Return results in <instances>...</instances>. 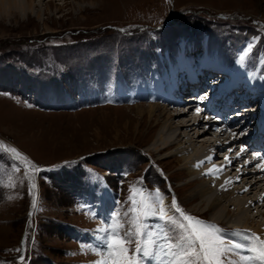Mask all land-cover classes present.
I'll use <instances>...</instances> for the list:
<instances>
[{"label":"rangeland","instance_id":"obj_1","mask_svg":"<svg viewBox=\"0 0 264 264\" xmlns=\"http://www.w3.org/2000/svg\"><path fill=\"white\" fill-rule=\"evenodd\" d=\"M17 13L6 16L0 11V141L38 163L41 171L31 180L24 179V170L12 172L5 163L8 154L0 152V264H19L18 258L25 254V234L29 253L24 264H92L101 257L87 247L82 250L81 245L98 244L96 229L101 221L114 211L123 214L127 210L130 186L145 191L158 188L166 204L174 187V197L184 211L215 224L229 239L241 243L251 239L247 233L228 229L239 221L233 216L224 223L211 220L215 215L211 205L221 203L216 196L223 192L222 182L211 181L213 192L200 196V183L210 175H200L203 170L189 185L187 181L194 178L188 173L186 154L176 153L177 143L161 152L154 149L166 116L158 112L151 119L147 111L134 108L151 101L129 105L115 101L117 84L134 89L151 78L156 80L168 57L165 53L175 56L183 40L192 45L209 38L212 56L229 65L245 39L250 42L253 39L248 37H259L248 60L251 68L259 57L264 64V0H36L34 13ZM184 64L183 78L194 76L196 70ZM189 69L194 74L189 75ZM170 78L172 73L167 82ZM172 94L177 98L175 87ZM89 99L102 101L89 104ZM259 102L251 104L257 113ZM186 105L180 108L188 111ZM168 111L174 129L194 118L192 112L177 117L179 111L169 106ZM246 113L247 118L254 114ZM204 124L188 136L195 144L228 137H219L217 129L214 132ZM237 128L239 136L242 131ZM179 132L184 145V129ZM218 146L214 148L219 151L209 147L215 156L206 165L219 166L223 155H228L230 143L222 148L224 152ZM252 151L262 154L261 149ZM252 151L246 160H255L250 157ZM198 158L195 163L202 160ZM254 165L244 166L246 174L252 170L262 178L264 172L258 173ZM229 167L219 174L230 172L229 178L234 179L230 176L236 170ZM245 181L242 176L234 185H225L232 205L223 204L234 214L238 207L233 199L260 197L249 207V215L264 223V215H258L264 211V184L258 183L250 194L237 192ZM32 184L36 208L28 191ZM150 223L157 230L164 227L155 218Z\"/></svg>","mask_w":264,"mask_h":264},{"label":"snow or ice","instance_id":"obj_2","mask_svg":"<svg viewBox=\"0 0 264 264\" xmlns=\"http://www.w3.org/2000/svg\"><path fill=\"white\" fill-rule=\"evenodd\" d=\"M257 39L259 37H254L249 42L240 57L241 61L252 50ZM199 99L203 101L205 97L201 96ZM196 112L200 113L201 109L197 107ZM233 138H236L235 133ZM228 151L231 152L232 149L229 148ZM245 151V147L242 146L235 156L238 158ZM0 152L8 154L5 163L10 165L12 172L19 173L21 169L24 170V179L31 180L35 173L41 171L17 148L2 141H0ZM252 155L254 159L258 158L264 162V156L260 153ZM212 159V156H208L195 166L200 167ZM224 159L226 162L224 165L219 167L213 165L212 168L206 169L204 174L218 177L219 173L232 163L228 156ZM249 163L248 160L244 161L245 165ZM260 166V163L256 164L257 168ZM236 170L240 172V168ZM231 179H227L220 187L227 190L225 185L229 184ZM235 179L238 181L240 176ZM138 183H142V180ZM11 186L15 187L14 184ZM34 188L35 185L32 184L28 191L33 197L32 207L36 208ZM128 205L123 214L114 211L107 221H101V226L96 229L98 244L81 245L82 250L87 247L101 257L92 264H264V239L251 233V230H246L251 237L247 243L230 240L215 224L184 211L174 196L170 204H166L158 188L154 191H145L142 187L130 186ZM31 215L30 212L29 217ZM153 218L162 221L164 227L160 230L154 228L150 223ZM253 239L256 244L252 243ZM16 251L20 252L21 249ZM18 260L19 264H24L25 257L20 256Z\"/></svg>","mask_w":264,"mask_h":264},{"label":"bare ground","instance_id":"obj_3","mask_svg":"<svg viewBox=\"0 0 264 264\" xmlns=\"http://www.w3.org/2000/svg\"><path fill=\"white\" fill-rule=\"evenodd\" d=\"M35 5H36V0H0V11H1V14L3 13L6 16H8V15L9 16H15V13H17L15 11H18L17 15L18 14L20 15L21 13L22 14H26V12H33L34 13V6ZM40 14H41L40 12H37V15L41 17ZM247 43H249V41H246L245 46L242 49H240V51H245L246 50L245 47L248 45ZM184 67H186L185 64H184ZM192 71H193L192 69L187 70V72H189V75L193 73ZM173 87L174 86L172 85V83L168 80V89H167V92H168V94H169V96H170L171 99L174 98L173 97V94H172ZM157 89H158V92H159L160 95L164 94V86L161 85ZM205 92H207V90H205ZM200 93H203V91H201ZM231 94L234 95V92H232ZM255 94H258V93L256 92ZM218 96L221 97V95H218ZM255 96H253V98L250 99L251 100V103H254V102L256 103V101H258V99ZM175 102H176V100H175ZM182 102H184V100H182ZM170 103L172 104L171 101H170ZM220 104H222L221 101H219V106H220ZM173 105H175V104H173ZM202 106H203V104H202ZM261 106L262 105H260V107ZM205 107L210 109V106L207 103H205ZM134 108H136L138 110H142V111H147L148 114H149V117H151V119H153L157 115L156 113H158V112H159L158 113L159 115L166 116V120L163 121V123H162V125L160 127V130L158 132L157 139L154 141L153 146H154V149L155 150H158V151L161 152L162 150H165V148H168L169 146H172V143H177L176 153L177 154L178 153L179 154H186L185 155L186 167L188 168L189 175L194 178L192 180L187 181V183L189 185L190 184L191 185L194 184V182L200 177V175H205L204 173L203 174H200L201 172H204L205 169H209V167H212V165L211 166H208V165L205 164L207 161L202 166L196 167L195 165H196L197 162L195 163L194 160L199 159L198 157H202L201 159L202 160H205V158H206L205 156L208 157V156L212 155V151H210V148L209 147H212L213 148L217 144H219V146L217 148H220V151L224 152L223 151L224 149H222V148H226L227 147L226 146L227 143H230L231 146L229 148L232 149L231 152H227L228 155L225 154L226 156L229 157V159L232 160V163L229 164L227 167H229L230 165L231 166L232 165H240L242 163V165L240 166L241 167L240 168V172H236L235 175L240 176V178L242 176H246V179H247V181H245V183L243 184V186L241 188H238L237 189V192H240L242 190L245 191L244 189H247L245 192H247L248 194H250L253 189L254 190H257L256 185L258 183H261V185L264 184V175H262V178H260V177H258V175L252 174V172H253L252 170H249V172H247V174H246V170L247 169H243L242 168L245 165L244 164L245 158H247V156H249L250 151L254 150V148H257V147L254 144L253 146H251V150H250V148H249L250 146L248 147L246 145L248 143L247 142H244V141H248V140L246 138H245V140H242L243 139V136L242 135L241 136L240 135L238 136V133H235V135H236V138L235 139L232 137L233 136V131H236V129H234V128H237L238 126H235L232 129H226V131H228L229 134H230V135H228L229 138L228 137L227 138L226 137H222V135L226 136V131H225V133L224 132H220L218 134V136L219 137L221 136L223 139L222 138H217L215 141H206L205 144L198 145V143L197 144L194 143L195 142L194 139L193 140L191 139L192 136L191 137H188L190 135V132L194 131L196 129V127H198L200 125H203L205 122L208 124L207 127H209V128L211 127L212 128L213 127V122L205 121V120L202 119L201 116H199V115L195 116L194 115L193 116L194 118L188 120V122H190V123H187V124L181 123L180 124L182 127H184V128H181V129H184L183 139H185L184 145H182V143L180 144V142H181L182 139H179V137L182 136V133L179 132L181 130L180 127H179L180 125H178V127H175V129H174L173 122H172V118H171L172 116L169 115L168 106H166V105L161 106L159 103H153L152 102V103H149L147 106H145L144 104L135 105ZM188 109H189L188 111H185L184 108L183 109L182 108H178L177 111H179V112L177 114H175V115L177 117H182L184 114H188V113H191V112L195 111V107H192V106L189 107ZM252 110L253 109L247 110V112L249 113ZM209 112L210 113H215L214 112V109H210ZM247 117H248V114L246 113V119H248ZM156 119H159V118H156ZM158 122L159 121L157 120V123ZM158 125H159V123H158ZM240 130L241 131H244L245 130L243 125L240 126ZM225 138L227 139L226 140L227 143H225ZM237 139L238 140H241V141H237ZM187 144H188V146H187ZM243 144L246 145V147H245L246 151L244 153H242L240 157L237 158L235 156V153L240 150V148L243 146ZM189 148H191V150L193 149L192 151H194L193 153H191L192 155L191 154L190 155H187L188 154L187 151L189 150ZM257 149H260V148H257ZM193 154H194V157H193ZM205 154H207V155H205ZM195 156H197V157H195ZM261 156H264L263 152H262ZM193 158H195V159H193ZM222 159H223V161H220L221 163H218V165L220 164L219 166H221L223 163L224 164L226 163L225 162V159H224V155H223ZM249 161L252 164H256L257 162H259L258 158L255 159V160H249ZM226 168L224 170H226ZM232 168L234 170L237 169V168H234V167H232ZM262 168H258L256 171L258 173L259 172H264L263 171L264 168L263 169ZM229 173H227L226 175H223V176H221V174H219L220 176L218 175V177H213L212 175H210V179L208 181L203 180L200 183V187H201V190H200V194L201 195L200 196H204V195L209 194L210 192H213L212 190H214V189H212L210 187V182L211 181H215L216 182L218 180L219 183L222 182L223 184H225V179L226 178L228 179ZM241 173H243V175H241ZM197 174H198V177L196 176ZM235 178H236V176H235ZM235 178L234 179H231V182L230 183H232L233 180H236ZM249 180H252L251 181V184L250 185H246V183L249 182ZM229 184H227V185H229ZM222 191L223 192H221V193L218 192V194H217L218 196H216V199L219 200V202L221 201V203H217L216 202L217 205H211L212 209L215 211V215L213 216L214 219H211V220H214V221H217V222H220V223H224V221L229 222L227 220V218H232V216H233L234 219L239 220V221H235L233 223V226H232L233 228H242V227H245V228L252 229V230L256 231L260 235V237L262 239H264V223H262V222H255L254 221V218H251V216L249 215V207L252 206V205H254V202L253 201H256V200L259 201L261 198L259 197L258 199H254V198H250V199H248V198H244V199H240V198L237 199V198H235V199H233V204H236L237 207H238V209H236L237 211L234 214H230V211L227 210L226 203L225 204H223V203L224 202H227V203L232 202V198H231V195H230L231 193L227 192V190H225V189H223ZM193 196H195V195H193ZM250 201L252 203H249ZM230 204L232 205V203H230ZM258 212H259L258 215L259 214H260V216H263L264 215V211H258Z\"/></svg>","mask_w":264,"mask_h":264}]
</instances>
